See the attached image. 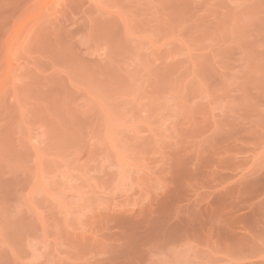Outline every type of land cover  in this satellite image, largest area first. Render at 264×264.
I'll list each match as a JSON object with an SVG mask.
<instances>
[{"label": "rangeland", "instance_id": "1", "mask_svg": "<svg viewBox=\"0 0 264 264\" xmlns=\"http://www.w3.org/2000/svg\"><path fill=\"white\" fill-rule=\"evenodd\" d=\"M264 0H0V264H264Z\"/></svg>", "mask_w": 264, "mask_h": 264}, {"label": "snow or ice", "instance_id": "2", "mask_svg": "<svg viewBox=\"0 0 264 264\" xmlns=\"http://www.w3.org/2000/svg\"><path fill=\"white\" fill-rule=\"evenodd\" d=\"M262 243H264V241H262Z\"/></svg>", "mask_w": 264, "mask_h": 264}]
</instances>
